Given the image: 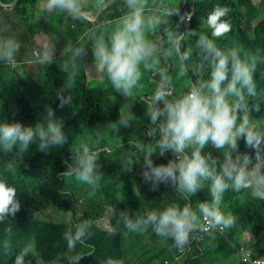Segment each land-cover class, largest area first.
<instances>
[{"label": "clouds", "instance_id": "obj_1", "mask_svg": "<svg viewBox=\"0 0 264 264\" xmlns=\"http://www.w3.org/2000/svg\"><path fill=\"white\" fill-rule=\"evenodd\" d=\"M97 2L102 4L103 0ZM111 2L113 0H109ZM18 4L0 3V8L16 7ZM42 7L74 21L83 18V0H46ZM119 10V16L110 22L107 29L103 23L95 22L92 27L85 28L87 22L84 20L81 29L85 31L62 48L64 60L60 67L66 79L63 87L56 92L58 106L63 108L71 103V95L65 96L64 93L84 75L86 77L85 66L79 72L78 60L90 48L92 73L98 76L101 84L111 85L126 101L119 110L116 122L105 125L113 135L119 136L121 128H130L137 122L132 108L136 94L144 87L147 74L155 89L144 98L145 116L149 121L144 134L156 144L145 143L134 135V138L130 137L129 145L142 153L140 173L151 190H158L161 184H170L189 202L183 206L176 202L167 203L159 211L149 210L144 205L135 212L119 210L117 224L123 225L125 236L140 235L150 230L157 237L171 241L170 250L180 252L193 245L189 244L190 239L195 242L205 233L211 236L212 232L219 231L228 237L227 230L236 227L237 218L222 210L226 190L239 192L244 189L251 200L264 201V149L261 147L264 131L253 123L252 111H259V105L250 108L248 100L257 95L254 74L258 65L264 64V54L260 49L245 51L235 42L223 48L217 45L214 38L226 37L232 27L229 18L232 9L226 5H213L202 21L210 30L211 37L206 32L197 34L192 29L179 31V24L190 22L195 10L180 13L172 0H122ZM173 15L179 19L177 30L169 26V18ZM63 19L66 24V18ZM38 21L35 10L27 11L23 21V29L27 31L26 57L13 31L0 27V62L15 66L20 53L18 58L23 64L34 69L45 66L44 69L53 77L54 85H58L60 82L56 81L52 63L58 47L51 42L40 43L43 37L49 41L54 39L50 34V25L43 24L31 32ZM9 22L10 19L6 23ZM197 35L196 61L190 63L194 49L191 45L185 48L183 41ZM173 60L179 62L178 78L190 74L179 93L169 74L174 66ZM31 97V94H26L21 99L29 102ZM65 133L63 121L56 118L51 107L42 121L34 126H25L15 104L0 94V149L5 153L17 146L23 153L37 141L38 151L48 153L69 143ZM100 139L98 135L97 142ZM240 139L244 140L246 147L255 150V161L249 154L238 152ZM209 145L220 152L223 159L214 156L211 151L205 152ZM69 151L71 160L67 163V171L60 174L62 177H74L79 184L87 187L89 196L94 195L103 177L98 164V150L93 149L92 138L75 139ZM169 151L174 158L157 164L158 156H164ZM119 161L126 173L138 163L128 152L123 153ZM14 171V164L8 163L5 172ZM25 176L22 174L19 181ZM205 185L209 187L211 200L200 201L193 208L190 197ZM20 209L17 188L9 184L6 175L0 174V224L6 226L4 235L0 237V260L19 250L14 264H31L26 257L37 258L39 252L34 241H26L25 227L17 215ZM53 212L50 209L41 216L45 218ZM9 217L13 218L6 222ZM32 217V221H37V215ZM92 224L91 220H85L75 225V231L72 227L65 231L69 254L75 251L78 242L84 243ZM212 238L215 239V236ZM83 256L68 255V264H78ZM104 264L124 262L109 258Z\"/></svg>", "mask_w": 264, "mask_h": 264}, {"label": "trees", "instance_id": "obj_2", "mask_svg": "<svg viewBox=\"0 0 264 264\" xmlns=\"http://www.w3.org/2000/svg\"><path fill=\"white\" fill-rule=\"evenodd\" d=\"M1 1L9 3L14 0ZM191 1H185L181 13L188 11ZM220 1L219 4L232 9L229 14L232 27L226 37L214 38L217 45L223 48L235 42L245 51L253 52L260 49L264 54V0ZM117 2L122 0H117L115 3ZM213 5L215 3L210 0H198V2L195 0V12L191 24L185 26L181 23L178 30L183 32L192 29L197 34L206 32L211 37L210 30L202 21L206 19ZM6 10L0 8L1 27H7L9 30L17 29L12 31L20 40L21 47L25 45V33L18 34V30H23L27 11L35 10L39 21H43L45 25H50L49 19L52 22L57 21L54 12L52 14L45 9H37L36 0H20L18 6L11 7L13 16L10 17L9 23H6L4 16ZM117 13L119 15L120 11ZM57 15L60 22L65 18V15ZM102 18L103 16H100L99 22ZM84 22V19L74 21L66 17V24L80 28ZM169 22H172L174 30H177L175 28L179 23L178 17ZM50 34L52 35L51 32ZM197 38L198 35L191 36L183 41L185 48L191 45L194 49L190 63L196 61ZM17 56H20V53ZM13 67L0 62V94L4 99L9 98L15 104L17 112L23 116L24 125L34 126L38 121H42L47 109L51 107L56 118L63 121L65 134L69 138V143L63 147L53 148L48 153L38 151V141L30 144L27 151L23 153L19 152L18 146L7 153L0 149V174L6 175L9 184L17 188V198L21 202V209L17 215L25 227L26 241H34L39 252L37 258L28 256L26 260H37L40 264H68V255L81 254L84 256L78 264H104V261L109 258L123 260L124 264H201V261L190 258V255L186 257V250L184 252L170 250L171 241L157 237L150 230L140 235L125 236L123 225L117 224L119 210L135 212L139 206L144 205L149 210L159 211L167 203L176 202L183 206L189 202L170 184H161L156 191L151 190L150 185L147 190L141 187L142 153L129 145V141L117 146L124 150H120L116 155L121 157L123 153L128 152L138 163L134 165L131 172H127L131 174L129 181H125L127 173L122 170L119 163L121 191L111 190L119 181L118 176L114 180L101 181L92 196L88 195L87 187L79 184L74 177L67 175L62 177L61 174L67 171V163L71 160L69 151L71 142L77 138L95 134L99 129L109 130L105 125L115 123L119 118L120 107L110 98L109 93L98 87H87L84 75L76 83V87L73 86L64 93L65 96L71 95V103L60 108L56 92L62 88L61 83L54 85L53 77L47 70L45 74L34 73V80L22 86H16L9 80L15 71ZM177 71L178 67L174 63L169 74L173 77ZM254 80L257 95L248 98L249 107L254 108L259 105V111L255 109L252 111L253 123L259 130L264 131V64L258 65ZM26 94L32 95L31 101L25 102L21 99L22 95ZM145 132L144 130L141 140L147 143L150 138L144 134ZM150 143L155 146L156 141L152 140ZM261 147L264 149V143ZM204 151H211L214 156L223 159L222 154L210 145ZM238 152L249 154L255 161V150L246 147L243 139L238 141ZM172 158H174L173 153L169 151L164 156H158L156 163H167ZM10 162L14 164L15 171L6 173V165ZM22 174L26 176L19 181ZM206 193L209 194L207 185L190 197L193 208L198 202L206 200ZM225 196L229 198L228 204L224 205L223 201L222 210L225 213H232L237 218L236 227L229 230L228 236L239 233L238 247L249 249L254 255H264V201L251 200L244 189L239 192L228 189ZM210 200L209 197L207 201ZM50 209L54 212L43 218L41 215L46 214ZM238 213L241 214L235 215ZM33 214L37 215V221H32ZM12 218L9 217L6 222ZM105 219L108 220L110 229L104 230L100 227L99 224ZM85 220L93 222L89 230L90 235L85 237L83 244L78 242L75 251L69 254L64 233L69 227L75 231V225ZM5 230L6 226L0 224V237L4 235ZM221 241L222 236L217 240L205 233L195 242L190 239L189 244H193L191 252L201 248V260L207 261L209 255L213 254L209 253V248H212L216 254L227 252L229 246H225ZM217 242H219L218 245H216ZM18 251L13 252L6 259H1L0 264H14ZM222 264H231V262L222 261ZM237 264L244 263L239 259Z\"/></svg>", "mask_w": 264, "mask_h": 264}, {"label": "rangeland", "instance_id": "obj_3", "mask_svg": "<svg viewBox=\"0 0 264 264\" xmlns=\"http://www.w3.org/2000/svg\"><path fill=\"white\" fill-rule=\"evenodd\" d=\"M84 1L88 0H83ZM217 4L218 2H221L220 0H210ZM46 2V0H38V3L36 4V8L39 10H44L45 8L42 7V5ZM104 3V2H103ZM99 4V3H98ZM94 7H86L84 5L83 10L88 14L92 15V10ZM11 8H7V10L4 13V16L6 20H9L11 16H13V12L10 10ZM100 10V7H98L96 14ZM53 14V12H52ZM55 19L57 20L56 22H52L51 19H49V23L51 25V33L52 37L50 42L51 44H56L58 47V51L56 52L54 58H53V70L55 72V75L57 76L56 81L61 83V87H63L66 79V74L61 70L60 65L63 63L64 57L61 56V50L65 46V44L68 41H75L76 37L83 33L85 29H81L78 26H73L70 24H65V19H63V22L60 24V19L58 15L54 12ZM84 17V16H83ZM43 26V21H38L32 26V31H36L39 27ZM90 25H85V28H89ZM0 27H1V22H0ZM12 30H17L15 28H10ZM27 31L23 29L22 31L18 30V34L20 33H26ZM30 32V31H28ZM87 53L90 55V58L87 61V64L92 65L93 57L91 54L90 48L87 50ZM86 62V55L81 57L78 60L79 65V72L81 73V70L84 69V64ZM176 66L179 68V62L175 60ZM45 66L40 65V68L34 69L31 68L30 66H26L25 63L23 64L21 60L17 56V63L13 67L15 71L12 73L10 77V82L12 85L16 86H22L26 82L34 80L35 76L33 75L34 73H43L45 74ZM178 73V71H177ZM173 82L175 84L176 90L179 93L185 86L187 80L189 79V76H186L184 78H178V75H174L173 77ZM84 81L87 85V87H98L101 89L106 90L109 93L110 98L115 101L118 106L121 108L124 103H126L125 99L118 93L115 92L111 85L105 86L104 84L100 83V80L98 76L93 74V79L88 80L86 77L84 78ZM56 82V83H57ZM150 78L148 75H145V80H144V87L142 91L138 92L135 96V102L133 104L132 111L137 117V122L134 123L130 128H121L119 132V136L113 135L110 130L106 129H99L96 131L95 134L90 135L89 137L92 138V145L93 149L97 148L99 158H98V164L100 165V171L102 172V180L101 181H107V180H114L116 176L119 177V181L114 184V186L111 188L112 191H121L120 190V175H121V170L119 169V157L116 155L120 150H124V148H119L117 146L121 144H125L126 142L129 141L130 137L134 135L138 136L140 139H142V133L143 131L147 130L149 126V121L148 118L145 116V100L144 98L146 96H149L152 94V92L155 89V84H149ZM55 83V82H54ZM76 87V83L73 85ZM100 136L102 139L97 142V136ZM125 181H129L131 179V174L127 173L125 176ZM149 184H146L144 180L142 179L141 182V187L145 188L147 190ZM207 194V193H206ZM211 198L210 192L207 194L206 200L208 198ZM228 197H224V205L228 204ZM241 213L235 214V215H240ZM100 227L104 230L110 229V225L107 219L101 221L99 224ZM229 233V230H227ZM239 233H234V235L231 236V241L225 240L222 238V243L225 246H230L227 248V251H229V257H234V262L237 263V257H236V248L234 245L239 244L238 238L236 236ZM226 257V253L223 254H211L209 255L207 261L201 260V264H211V263H221L223 259ZM206 262V263H205ZM230 262H233V259L231 258ZM31 264H37L36 262H33Z\"/></svg>", "mask_w": 264, "mask_h": 264}, {"label": "crops", "instance_id": "obj_4", "mask_svg": "<svg viewBox=\"0 0 264 264\" xmlns=\"http://www.w3.org/2000/svg\"><path fill=\"white\" fill-rule=\"evenodd\" d=\"M105 1L106 0H103V2H105ZM116 1L117 0H113V2L110 3V4H108L106 7H103L102 6L103 3L102 4H100V3L98 4L97 0L84 1V5L86 7H94L93 10H92V15H90L88 13V15L91 18H93V19L96 18L97 14H98V13L96 14L98 7H100V11L101 12L99 13V16L97 17L96 21L89 20V19L84 18V17L81 20L84 19L87 22L85 24L90 25V27H92L93 26V22H95V23H103L105 25V28L106 29L109 28L110 27V22L113 21L116 17L119 16L117 12L120 11L119 10V6L122 4V2L115 3ZM185 1L186 0H172V2L177 7H179L180 13L182 11V8H183V5H184ZM100 16H103V18L99 22ZM176 17H178V16L173 15L171 18H169V20L174 21ZM173 18H174V20H173ZM169 26L174 27V24L172 22H169ZM45 42H47L48 44H50V41L47 38L43 37L40 40V43L43 45ZM26 44H27V41H26V37H25V45L23 46V49H22V53H23V55L25 57L27 56ZM89 58H90V55L86 52V62L84 63V66H85V69H86V79H87V81L93 79V73H92V70L90 69V66L91 65L87 64V61H88ZM174 63H175V60H173V65H174ZM149 84H154L151 81V79H150ZM227 234H228V231H227ZM211 236H215V239H217V240H219V237L222 236V238H224L225 240L231 241V236L230 237L229 236L226 237V236H224V235H222V234H220L218 232H212V235ZM236 238H237V236H236ZM218 244H219V242L216 243V245H218ZM234 246H235V248L238 247L237 245H234ZM191 248H192V246H189L188 248L186 247V253H187L186 257L190 255L191 256L190 258L201 261V248H196L193 252H191ZM209 253H215V252L213 251L212 248H209ZM235 254H236V257L238 258L237 259V263H238L239 259L241 261V258L237 254V252ZM231 258L233 259V262H231V264H237V263L234 262V257H229V251L226 252V257L223 259V261L230 262Z\"/></svg>", "mask_w": 264, "mask_h": 264}, {"label": "built area", "instance_id": "obj_5", "mask_svg": "<svg viewBox=\"0 0 264 264\" xmlns=\"http://www.w3.org/2000/svg\"><path fill=\"white\" fill-rule=\"evenodd\" d=\"M193 9L195 10V0H192L190 2L188 11L191 12L193 11ZM194 12H193V15H194ZM193 15H192V18H193ZM192 18H191V21H192ZM191 21L187 23H182V24L185 26H189L191 24ZM219 233L225 236V233H222V232H219ZM236 252L240 256L241 261L244 264H253V262H256V264H264V255H254L251 250L246 249L244 247H236Z\"/></svg>", "mask_w": 264, "mask_h": 264}, {"label": "water", "instance_id": "obj_6", "mask_svg": "<svg viewBox=\"0 0 264 264\" xmlns=\"http://www.w3.org/2000/svg\"><path fill=\"white\" fill-rule=\"evenodd\" d=\"M20 2V0H15L13 3H5V2H3V1H1L0 0V3H3V4H7V5H11V6H15V5H17L18 3ZM112 3V2H111ZM108 4H110L109 3V0H106L104 3H103V7H106ZM101 11L99 10L98 11V14H97V16H96V18H91L86 12H84L83 11V16H84V18H87V19H89V20H93V21H96V19H97V17L99 16V13H100ZM173 20H174V18H173Z\"/></svg>", "mask_w": 264, "mask_h": 264}, {"label": "flooded vegetation", "instance_id": "obj_7", "mask_svg": "<svg viewBox=\"0 0 264 264\" xmlns=\"http://www.w3.org/2000/svg\"><path fill=\"white\" fill-rule=\"evenodd\" d=\"M36 262L37 264H40L37 260H32L31 263Z\"/></svg>", "mask_w": 264, "mask_h": 264}]
</instances>
